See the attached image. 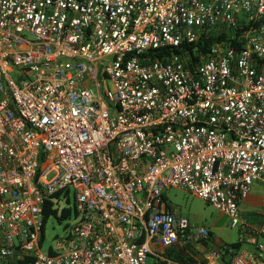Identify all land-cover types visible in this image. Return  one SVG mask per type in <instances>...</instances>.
Returning <instances> with one entry per match:
<instances>
[{"label": "built area", "instance_id": "obj_1", "mask_svg": "<svg viewBox=\"0 0 264 264\" xmlns=\"http://www.w3.org/2000/svg\"><path fill=\"white\" fill-rule=\"evenodd\" d=\"M204 35L226 39L192 54ZM257 182L264 0H0V264H264V223L240 211ZM169 189L238 246L210 247ZM57 193L78 220L45 254Z\"/></svg>", "mask_w": 264, "mask_h": 264}, {"label": "rangeland", "instance_id": "obj_2", "mask_svg": "<svg viewBox=\"0 0 264 264\" xmlns=\"http://www.w3.org/2000/svg\"><path fill=\"white\" fill-rule=\"evenodd\" d=\"M105 86L112 89L113 85L108 79L105 81ZM165 198L169 206L180 216L188 219L194 225L207 228L213 232L216 242L211 241L210 247L218 246L219 244H232L240 240V228H231L229 217L206 201L179 189L167 190ZM53 202L57 216L51 213L46 220L45 241L42 247V251L45 254L49 253L51 247L56 248L57 243L67 235L70 228L78 220L75 214L73 194L70 195V199H67V197H54ZM63 209H71L72 215L69 218H62L61 212ZM240 211L243 218L249 223H257L261 218L264 219V201L262 204L255 206L243 203Z\"/></svg>", "mask_w": 264, "mask_h": 264}, {"label": "trees", "instance_id": "obj_3", "mask_svg": "<svg viewBox=\"0 0 264 264\" xmlns=\"http://www.w3.org/2000/svg\"><path fill=\"white\" fill-rule=\"evenodd\" d=\"M226 36H209V35H204L201 40L190 46L192 54H194V50L198 51L200 55H207L211 48L219 43L222 40H225ZM199 59V55L195 57V60ZM61 193H57L54 197L59 198ZM52 201L47 200V204L44 207V224L46 225V220L50 216L51 213H54L55 216H57V211L52 209ZM72 215V210L71 209H63L61 212V217L62 218H69ZM211 237L213 236V232L210 231ZM231 245L233 246H238V242L232 243ZM170 256H173L175 259L185 263V264H198L195 260L192 258H189L187 255L182 254V253H175L174 251H171ZM149 264H156V262L151 259L149 261Z\"/></svg>", "mask_w": 264, "mask_h": 264}, {"label": "crops", "instance_id": "obj_4", "mask_svg": "<svg viewBox=\"0 0 264 264\" xmlns=\"http://www.w3.org/2000/svg\"><path fill=\"white\" fill-rule=\"evenodd\" d=\"M261 186V187H260ZM262 188V189H261ZM264 201V183L263 182H257L254 184L252 192L250 194V197L244 202L245 204H251V205H260ZM243 205V204H242ZM241 205V206H242ZM264 223V219L261 218L257 223H250L251 225H262ZM212 242H216L214 238V234L212 236ZM216 245V244H215ZM220 245V244H219ZM214 247H217L214 246ZM250 249H253V247H249ZM183 254V253H182ZM200 257V256H198Z\"/></svg>", "mask_w": 264, "mask_h": 264}]
</instances>
